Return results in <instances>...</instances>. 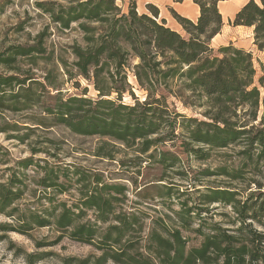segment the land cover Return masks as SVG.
I'll use <instances>...</instances> for the list:
<instances>
[{
	"label": "trees",
	"instance_id": "obj_1",
	"mask_svg": "<svg viewBox=\"0 0 264 264\" xmlns=\"http://www.w3.org/2000/svg\"><path fill=\"white\" fill-rule=\"evenodd\" d=\"M192 1L198 7L195 20L173 14L184 34L158 20L156 10L138 14L133 4L126 11L115 0L60 5L51 16L64 28L74 21L92 22V26L80 23L86 44L72 45V53L76 75L92 79L97 96L63 95L51 74L57 64L46 55L41 39L7 46L0 50V113L34 108L40 116L31 114L33 122L28 124L4 122L3 131H17L9 138L24 143L40 128L63 126L73 134L108 139L103 145H112L110 141L128 148L136 145L139 153L150 151L148 157L162 167L177 161L174 153L161 149L177 138L178 146L200 160L207 150L238 147V166L231 171L221 166L217 173L234 180L244 177V171L260 173L264 75L256 79L250 51L231 43L216 52L211 47L210 40L223 25L218 7L223 0ZM228 23L252 27L254 44L264 51V0H247ZM39 63L46 65L40 68ZM64 65L63 74L72 79ZM37 71L44 73L39 76ZM129 71L137 89L144 92L142 100L128 82ZM125 95L131 103L125 102ZM177 102L191 110V116L180 113ZM21 130L25 132L20 134ZM2 148L10 153L0 144ZM34 153L0 161L10 171L0 180V215L7 218L0 223V238L7 232L29 235L35 228H49L57 234L56 240L35 241V247L49 246L65 236L98 251L78 264H264V183L251 181L262 190L242 198L238 190L206 188L199 203L229 204L239 224L235 228L213 224L208 232L198 226L195 231L201 239L188 246L180 227L191 225L194 208L185 201L176 212L180 227L168 226L160 218L147 224L139 210L125 204L129 189H137V178L114 181L91 167L34 158ZM96 155L113 158L107 151ZM31 182L38 186V194L29 191ZM65 194L68 198L60 197ZM25 196L29 199L23 201ZM48 253H31L26 260L34 264Z\"/></svg>",
	"mask_w": 264,
	"mask_h": 264
},
{
	"label": "rangeland",
	"instance_id": "obj_2",
	"mask_svg": "<svg viewBox=\"0 0 264 264\" xmlns=\"http://www.w3.org/2000/svg\"><path fill=\"white\" fill-rule=\"evenodd\" d=\"M70 1L75 3L77 0H0V50H4L5 47L13 44H33L41 39L43 46L47 48L46 55L49 54L57 64V70L53 69L54 71L51 74L55 83L60 84L59 90L63 92V95L65 97L73 94L96 97L98 92L93 87L92 79H85L80 75H76L73 65L75 57L72 53V45L83 47L86 44V33L81 28L80 23L92 26V22L74 21L71 22L69 27L64 28L58 21H54L51 16L52 13L59 10L60 5L66 6ZM115 2L123 11H126L129 5L133 4L138 14L147 13L151 15L150 11L156 10L158 20L164 19L167 26L171 29H177L182 34L184 32L178 26L179 24H177L173 14L179 12L193 15L194 8L191 0H115ZM238 4L239 0H230L227 4L218 6L222 14V21H225V23L223 22L224 26L222 25L223 28L217 36L210 40L211 47L216 52L227 38L235 37V42L240 45L238 47L251 52L254 68L257 70V79L259 76L264 75V51H258L254 44L253 29L252 34H248L249 32L244 28L237 30L226 22L233 17L232 11ZM63 62L66 70L71 72L72 79L63 74L61 68ZM45 65L39 63L40 68L45 67ZM49 67L47 66V69ZM43 73L37 71L39 76H42ZM128 74V82L134 85L135 95L142 100L144 92L137 89L134 75L130 71ZM55 92L53 91V93ZM124 100L127 103L132 102L128 95H125ZM176 105L180 113L188 117L191 116V110L183 107L180 102H177ZM35 113L40 116L34 108L0 113V144L10 152L9 154L6 153L2 148L0 150V161L9 159L11 162V160L17 158L30 156L36 151L33 155L34 158L53 161L62 159L79 163L100 171L104 177L114 181L127 182V178L135 177L138 181L136 191L141 189L138 191L140 194H136V191L133 192L129 189L125 204L134 210H139L147 224H150L152 219L160 218L168 226L180 227V221L176 216V212L181 208L180 202L185 201L189 207L194 208V212L190 215V218H192L191 225L187 229L180 227L181 232L187 237L188 246H195L200 241L201 237L195 231L198 226L202 231L208 232L213 224L229 228H235L239 224L229 204L221 202L199 203L201 200L199 196L208 192L206 188L238 190L241 193L240 198L251 191L262 190L251 181L264 183V165L261 166L260 173L244 171V177L236 180L225 174L219 175L217 173V168L221 166L227 167L228 171L238 166L236 154L238 147L207 150L206 158L200 160L178 146L181 139L177 138L174 143L169 142L161 148L174 153L177 161L174 166L162 167V165L155 163L152 157H148L150 151L147 154L139 153L136 150V145L128 148L115 141H110V144L113 143L112 145H103L106 138L73 134L63 126L49 127L45 131L40 128V130L31 132L28 140L24 143L9 138L8 134H16L17 131H11L10 129L3 131L2 128H5L4 122H26L28 124L33 122L29 119L30 115ZM178 120L181 122L182 119ZM24 132L25 130H21L19 133ZM100 147H103L102 151ZM98 151L110 152L113 158L98 156L96 155ZM52 154L56 156L53 157ZM155 158H157L156 155ZM122 162L125 165H122ZM9 165L12 166V163ZM207 170L210 173L206 175L203 172ZM8 174H10V171L4 170V165H0V180L3 181ZM161 178H163V181L158 180ZM28 189L29 191L35 190V194L39 193L38 186L33 182H31ZM165 192H169V194L167 195ZM25 197L23 201L29 199V196ZM60 197L68 198L66 194ZM43 201L42 203H44ZM195 205L196 207H194ZM4 220H7V218L0 215V223ZM253 225L262 229L256 221L253 222ZM56 235L49 228H35L29 235L16 232L5 233V236L0 238V264H29L26 260L27 255L35 252L49 253L35 261L34 264H78L81 259L93 254L98 255V251L91 245L72 241L65 236L49 246L35 247V241L54 242ZM68 258H72V261H68Z\"/></svg>",
	"mask_w": 264,
	"mask_h": 264
},
{
	"label": "crops",
	"instance_id": "obj_3",
	"mask_svg": "<svg viewBox=\"0 0 264 264\" xmlns=\"http://www.w3.org/2000/svg\"><path fill=\"white\" fill-rule=\"evenodd\" d=\"M184 1H187V0H184ZM192 1V0H191ZM247 0H239V4L233 9V11H232V16H234L235 15V12L242 6V5H244L245 4V2H246ZM228 2H230V0H223V1H220L219 3H218V6H220V4H227ZM193 3V2H192ZM193 6H194V8H193V15H189V14H183V13H179V14H181V15H183V16H185V17H189L190 19H192V20H195L197 17H198V7H197V5L195 4V3H193ZM231 16V17H232ZM229 19H231V18H229ZM224 23H225V21H223ZM227 23H228V20L226 21ZM178 24V23H177ZM179 26V25H178ZM224 26V25H223ZM180 27V26H179ZM231 27H233L234 29H245V30H247V32H249L248 34H252V27H248V26H241V25H236V26H231ZM221 28H223V27H221ZM240 31V30H239ZM218 34V33H217ZM217 35H215L212 39H214L215 37H216ZM235 37H232V38H227V40L225 41V43H223V45H226V44H229V43H231V44H234L235 46H240L239 44H238V42H235Z\"/></svg>",
	"mask_w": 264,
	"mask_h": 264
}]
</instances>
